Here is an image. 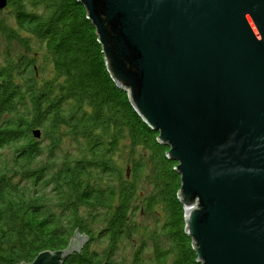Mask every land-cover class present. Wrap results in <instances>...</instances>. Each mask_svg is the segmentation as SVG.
<instances>
[{
	"label": "trees",
	"instance_id": "obj_1",
	"mask_svg": "<svg viewBox=\"0 0 264 264\" xmlns=\"http://www.w3.org/2000/svg\"><path fill=\"white\" fill-rule=\"evenodd\" d=\"M40 131V136L35 131ZM118 86L79 0L0 9V264H199L169 147Z\"/></svg>",
	"mask_w": 264,
	"mask_h": 264
},
{
	"label": "water",
	"instance_id": "obj_2",
	"mask_svg": "<svg viewBox=\"0 0 264 264\" xmlns=\"http://www.w3.org/2000/svg\"><path fill=\"white\" fill-rule=\"evenodd\" d=\"M79 1L114 80L178 162L197 263L264 264V0ZM86 241L77 230L22 264H64Z\"/></svg>",
	"mask_w": 264,
	"mask_h": 264
}]
</instances>
